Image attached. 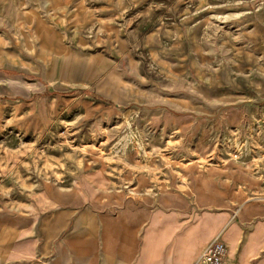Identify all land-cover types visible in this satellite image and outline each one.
<instances>
[{"label":"rangeland","instance_id":"1","mask_svg":"<svg viewBox=\"0 0 264 264\" xmlns=\"http://www.w3.org/2000/svg\"><path fill=\"white\" fill-rule=\"evenodd\" d=\"M248 100L264 0H0V212L95 171L182 188L209 160L159 117Z\"/></svg>","mask_w":264,"mask_h":264},{"label":"crops","instance_id":"2","mask_svg":"<svg viewBox=\"0 0 264 264\" xmlns=\"http://www.w3.org/2000/svg\"><path fill=\"white\" fill-rule=\"evenodd\" d=\"M253 102L159 117L209 160L182 188L95 171L14 199L0 212V264H193L217 235L226 264H264V105Z\"/></svg>","mask_w":264,"mask_h":264},{"label":"built area","instance_id":"3","mask_svg":"<svg viewBox=\"0 0 264 264\" xmlns=\"http://www.w3.org/2000/svg\"><path fill=\"white\" fill-rule=\"evenodd\" d=\"M228 252V246L217 235L202 249L193 264H226Z\"/></svg>","mask_w":264,"mask_h":264}]
</instances>
